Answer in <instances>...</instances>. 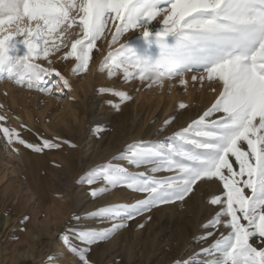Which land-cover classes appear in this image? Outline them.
Listing matches in <instances>:
<instances>
[{
    "label": "snow or ice",
    "instance_id": "obj_1",
    "mask_svg": "<svg viewBox=\"0 0 264 264\" xmlns=\"http://www.w3.org/2000/svg\"><path fill=\"white\" fill-rule=\"evenodd\" d=\"M73 24L79 33L69 47L64 29ZM132 30H139L140 43L113 47ZM108 33L109 50L99 71L109 78L122 74L124 82L138 79L161 90L166 80L178 78L185 91L189 79L201 85L208 81L211 91L216 92L214 84L220 91L164 140L133 141L78 178L94 199L120 186L141 198L74 216L77 221L101 218L113 223L106 229H66L61 233L65 247L79 264H93L92 245L109 239L126 220L183 202L199 184L215 181L222 187L209 192L207 202L215 211L199 236L212 242L174 264H264V0H0V80L49 94L55 84L62 95L63 89L71 90V82L52 66L51 55L60 52L59 60H74L73 75L86 73L94 49L100 51L97 42ZM168 87L171 91L174 85ZM98 92L118 98L107 101L114 110L132 99L127 90L113 87ZM177 108L188 105L181 102ZM174 120L166 118L160 130ZM6 121L0 114V122ZM0 134L7 145L19 143L38 153L61 147L59 138L29 142L19 129L2 123ZM117 160L151 167L132 173ZM45 264H63L62 254H50Z\"/></svg>",
    "mask_w": 264,
    "mask_h": 264
},
{
    "label": "rangeland",
    "instance_id": "obj_2",
    "mask_svg": "<svg viewBox=\"0 0 264 264\" xmlns=\"http://www.w3.org/2000/svg\"><path fill=\"white\" fill-rule=\"evenodd\" d=\"M64 30V42L70 47L78 38L79 26H65ZM138 31L126 33L113 47L118 48L125 42L140 43L137 41ZM110 40L111 34L108 33L106 40L97 42L100 51L94 49L90 70L83 74H72L74 60H59L60 52L51 55L52 66L71 82V90L63 89L62 95L58 94L60 89L55 84L49 94L18 85L11 79L0 80V114L7 117L6 122L0 123L19 129L29 142L59 138L57 142L61 143L59 149L38 153L19 143L7 145L0 134V218L7 217L5 207L13 193L20 194L24 200L22 207L17 204L18 219L8 228L9 231L0 225V264H7L12 259L13 242L19 241L26 228L38 225L34 232L40 233L42 242H37L40 248L36 256L18 264H45L46 258L57 253L60 247L74 255L61 239V233L66 229L109 228L113 223L109 219L77 221L73 217L83 216L109 203H131L141 195L120 186L94 199L88 186L77 183L78 178L93 166L109 161L133 141L164 140L200 114L220 91L219 84L212 85L216 92L211 91L208 81L201 85L189 79L185 91L178 78L171 82L166 80L163 90L159 85L148 87L147 82L141 83L138 79L124 82L122 74L109 78L106 71L99 69L108 53ZM40 62L46 65L43 59ZM169 83L174 85L171 91ZM101 87L127 90L132 99L123 103L119 110H114L107 101H117L118 98L100 94L98 89ZM181 102L188 108L178 109ZM170 116H175V120L160 130L163 121ZM25 152L33 157V169L27 170ZM114 163L124 165L132 173L144 172L151 167L136 168L124 160ZM221 187L215 181L201 183L183 202L160 205L135 219L126 220V226L109 239L92 245L90 259L93 264H174L176 260L192 256L212 242L211 239L207 242L199 240V236L205 231L201 225L215 211V207L207 202L209 192H219ZM73 242L83 246L78 240ZM252 242L260 246L256 238Z\"/></svg>",
    "mask_w": 264,
    "mask_h": 264
},
{
    "label": "bare ground",
    "instance_id": "obj_3",
    "mask_svg": "<svg viewBox=\"0 0 264 264\" xmlns=\"http://www.w3.org/2000/svg\"><path fill=\"white\" fill-rule=\"evenodd\" d=\"M24 160L25 163H27V170L28 169H33V157L31 155H29V153L25 152V156H24ZM30 172V171H29ZM29 180V178H28ZM13 191V190H12ZM8 193V191H7ZM6 193V194H7ZM11 193V192H10ZM43 194V193H42ZM42 196V195H41ZM124 196V195H122ZM10 197V196H9ZM25 197V196H24ZM43 197V196H42ZM26 198V197H25ZM17 201V202H16ZM26 201V200H25ZM6 202V201H5ZM19 203V205L22 207L24 205V200L22 198V196L16 193H13L11 200L7 203L6 207H5V211L7 214L6 218H0V225L2 227H4L5 229H8L11 225H13L16 220L18 219V212L16 211V207L17 204ZM26 204V203H25ZM57 204V203H56ZM4 205V204H3ZM55 209V206L54 208ZM57 210V209H56ZM21 211V210H20ZM52 212V211H51ZM56 212V211H55ZM5 213V212H3ZM2 215V214H1ZM18 224V223H17ZM38 227H30V228H26L25 233H23L19 239V241H14L13 242L14 245L12 246V251H13V256L12 259H9V261L7 262V264H18L21 260L23 261L24 259H27L29 257H34L37 255L38 250L40 248V245L37 243L40 239V233L39 232H34V228ZM9 231V229H8ZM7 231V232H8ZM11 231V230H10ZM1 237L5 238V236H3L1 234ZM2 238V239H3ZM8 239V238H7ZM42 242V241H41ZM2 243V241H1ZM4 243V242H3ZM2 243V244H3ZM61 246V245H60ZM2 249H0L1 251ZM42 250V249H41ZM8 253V252H7ZM43 253V251H42ZM57 253H61L62 254V261L63 264H79V259L75 256L72 255L70 253H68L64 247H60L57 251ZM2 255V254H1ZM3 256V255H2ZM2 259V258H1ZM6 259V258H5ZM29 260V259H28ZM2 261V260H1Z\"/></svg>",
    "mask_w": 264,
    "mask_h": 264
}]
</instances>
